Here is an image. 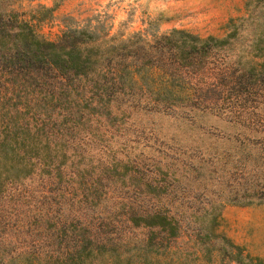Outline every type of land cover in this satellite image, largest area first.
<instances>
[{
	"label": "trees",
	"instance_id": "16d2710c",
	"mask_svg": "<svg viewBox=\"0 0 264 264\" xmlns=\"http://www.w3.org/2000/svg\"><path fill=\"white\" fill-rule=\"evenodd\" d=\"M23 14L0 0V264H152L183 235L205 261L264 264L217 229L222 204L176 196L180 163L122 136L137 109L264 133V21L100 42L97 26L46 39Z\"/></svg>",
	"mask_w": 264,
	"mask_h": 264
},
{
	"label": "rangeland",
	"instance_id": "374dc122",
	"mask_svg": "<svg viewBox=\"0 0 264 264\" xmlns=\"http://www.w3.org/2000/svg\"><path fill=\"white\" fill-rule=\"evenodd\" d=\"M6 2L26 18L33 15L37 33L50 40H56L68 25L97 26L100 42L125 40L136 32L152 41L172 28L203 37L222 36L229 19L245 17V27L264 21V0ZM126 118L122 136L132 138L127 139L131 151L149 161L162 158L180 163L179 171L171 174L174 184L184 186L176 196L222 204L217 229L240 245L243 253L264 262V133L208 111L137 109ZM168 250L154 254L152 264H250L245 257L240 263L216 255L205 261L200 252L186 253L193 248L184 235L172 240ZM98 264L110 263L102 259Z\"/></svg>",
	"mask_w": 264,
	"mask_h": 264
}]
</instances>
